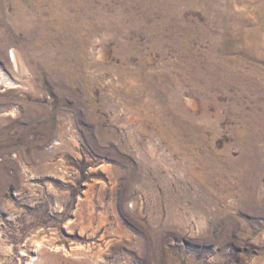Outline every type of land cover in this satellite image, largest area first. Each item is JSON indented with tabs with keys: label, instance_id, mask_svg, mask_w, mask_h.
Masks as SVG:
<instances>
[{
	"label": "rangeland",
	"instance_id": "1",
	"mask_svg": "<svg viewBox=\"0 0 264 264\" xmlns=\"http://www.w3.org/2000/svg\"><path fill=\"white\" fill-rule=\"evenodd\" d=\"M0 71V264H264V0H0Z\"/></svg>",
	"mask_w": 264,
	"mask_h": 264
},
{
	"label": "bare ground",
	"instance_id": "2",
	"mask_svg": "<svg viewBox=\"0 0 264 264\" xmlns=\"http://www.w3.org/2000/svg\"><path fill=\"white\" fill-rule=\"evenodd\" d=\"M14 55H12V57H13ZM13 67L14 68H16L17 69V65H16V62H13ZM1 72V71H0ZM2 73V72H1ZM0 73V83L1 84H3L5 87H11V86H14V84L16 83V82H12V81H10L11 80V78L9 79V78H7V77H5V75L4 74H1ZM7 74V73H6ZM7 76V75H6ZM12 77V76H11ZM16 85V84H15ZM19 107L18 106H16V107H14L13 106V108L10 110V115H13V114H15V113H17L18 111H19ZM37 249H38V247H37Z\"/></svg>",
	"mask_w": 264,
	"mask_h": 264
}]
</instances>
